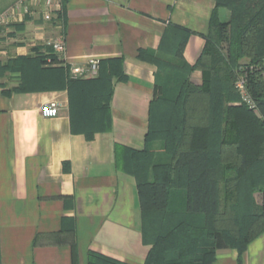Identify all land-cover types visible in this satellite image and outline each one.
I'll return each instance as SVG.
<instances>
[{
    "label": "crops",
    "instance_id": "obj_1",
    "mask_svg": "<svg viewBox=\"0 0 264 264\" xmlns=\"http://www.w3.org/2000/svg\"><path fill=\"white\" fill-rule=\"evenodd\" d=\"M17 1L0 0V14ZM214 7V0H68L62 63L71 69L122 56L128 76L113 78L112 129L91 140L71 128L67 89L11 90L20 81L17 71L0 79V264H87L90 250L144 264L150 246L143 241L137 179L116 164V144L146 145L157 66L138 54L158 50L177 25L193 31L184 55L194 63ZM220 14L227 19L229 12ZM57 34L55 23L38 14L3 23L0 60L46 50ZM191 80L201 84L202 71ZM50 101L60 105L56 117L41 114ZM154 149L162 153L160 143ZM213 264H264V232L240 259L236 248L219 247Z\"/></svg>",
    "mask_w": 264,
    "mask_h": 264
},
{
    "label": "trees",
    "instance_id": "obj_2",
    "mask_svg": "<svg viewBox=\"0 0 264 264\" xmlns=\"http://www.w3.org/2000/svg\"><path fill=\"white\" fill-rule=\"evenodd\" d=\"M214 1L194 63L184 55L193 31L177 25L158 50L138 54L157 66L146 145L116 144V164L137 179L143 241L150 246L144 264H213L221 246L236 248L240 259L264 232V0ZM67 2L62 0V23ZM62 62L51 46L36 47L0 60V79L17 71L20 81L11 90L67 89L73 131L89 140L110 131L113 78L128 79L124 58L101 59L98 75L89 78L72 77ZM197 69L201 84L191 80ZM241 76L258 113L241 101ZM87 264L127 263L90 250Z\"/></svg>",
    "mask_w": 264,
    "mask_h": 264
},
{
    "label": "built area",
    "instance_id": "obj_3",
    "mask_svg": "<svg viewBox=\"0 0 264 264\" xmlns=\"http://www.w3.org/2000/svg\"><path fill=\"white\" fill-rule=\"evenodd\" d=\"M62 12V0H19L0 14V26L5 23L23 21L26 13L41 15L46 22L55 23L59 28V34L55 38L48 40V44L53 48L54 53L63 61L62 55L66 52V41L63 31V24L60 19ZM99 59H89L85 67H72L71 76L74 78H89L98 74ZM236 87L243 101L250 109L258 113L259 108L252 98L246 85V79L241 76L236 82ZM60 105L57 101H50L43 105L41 114L44 117H56L59 115Z\"/></svg>",
    "mask_w": 264,
    "mask_h": 264
},
{
    "label": "rangeland",
    "instance_id": "obj_4",
    "mask_svg": "<svg viewBox=\"0 0 264 264\" xmlns=\"http://www.w3.org/2000/svg\"><path fill=\"white\" fill-rule=\"evenodd\" d=\"M256 198L259 202L262 201V195L260 193H256Z\"/></svg>",
    "mask_w": 264,
    "mask_h": 264
}]
</instances>
